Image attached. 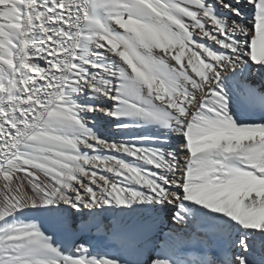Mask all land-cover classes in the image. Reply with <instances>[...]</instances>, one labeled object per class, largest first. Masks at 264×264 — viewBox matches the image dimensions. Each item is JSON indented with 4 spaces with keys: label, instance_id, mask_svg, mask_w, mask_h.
Segmentation results:
<instances>
[{
    "label": "snow or ice",
    "instance_id": "obj_1",
    "mask_svg": "<svg viewBox=\"0 0 264 264\" xmlns=\"http://www.w3.org/2000/svg\"><path fill=\"white\" fill-rule=\"evenodd\" d=\"M0 264H264V0H0Z\"/></svg>",
    "mask_w": 264,
    "mask_h": 264
}]
</instances>
